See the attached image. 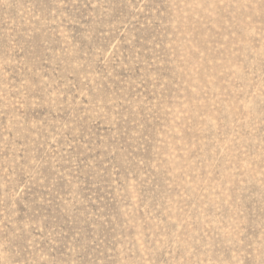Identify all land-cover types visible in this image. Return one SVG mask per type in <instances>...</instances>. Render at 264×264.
I'll list each match as a JSON object with an SVG mask.
<instances>
[{
    "label": "rangeland",
    "instance_id": "374dc122",
    "mask_svg": "<svg viewBox=\"0 0 264 264\" xmlns=\"http://www.w3.org/2000/svg\"><path fill=\"white\" fill-rule=\"evenodd\" d=\"M0 264H264V0H0Z\"/></svg>",
    "mask_w": 264,
    "mask_h": 264
}]
</instances>
